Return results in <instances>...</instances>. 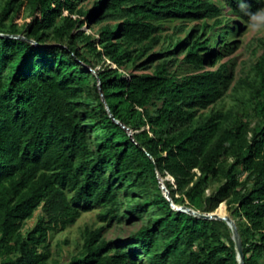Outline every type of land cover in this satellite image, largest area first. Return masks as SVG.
Returning <instances> with one entry per match:
<instances>
[{"label":"trees","instance_id":"1","mask_svg":"<svg viewBox=\"0 0 264 264\" xmlns=\"http://www.w3.org/2000/svg\"><path fill=\"white\" fill-rule=\"evenodd\" d=\"M79 1L8 0L0 14V33L24 37H0V264H49L50 232L97 207L107 226L127 215L148 220L126 244L103 240L105 227L86 229L69 264H239L230 227L175 211L160 187L167 177L175 204L211 213L226 202L235 220L244 217L236 223L245 264H264V54L242 82L250 111L205 118L198 112L229 89L227 64L183 77L166 64L154 73L123 70L134 60L130 50L151 43L162 21L219 27L226 8L249 22L264 0H99L89 11ZM26 5L24 32L16 21ZM108 21L117 23L97 39L85 32ZM236 31L215 38L221 50L230 52ZM185 44L196 69L223 57L209 39ZM92 81L96 105L87 94ZM253 117L261 120L254 128ZM214 182L222 185L208 196Z\"/></svg>","mask_w":264,"mask_h":264},{"label":"rangeland","instance_id":"2","mask_svg":"<svg viewBox=\"0 0 264 264\" xmlns=\"http://www.w3.org/2000/svg\"><path fill=\"white\" fill-rule=\"evenodd\" d=\"M8 0H0V14L6 6ZM99 0H80L77 7L85 11H89L95 7ZM219 1V0H217ZM30 14V8L24 6L21 15L18 18L17 25L19 28L26 31L25 21ZM223 24L219 27H214V20L200 21H183V20H165L159 23V29L155 34V39L148 44L133 47L130 51L134 57L132 62L126 64L123 70L128 73H154L161 65L166 64L169 71L183 77L195 72H202L210 69H217L222 64H227L228 73L231 75L232 81L225 96L206 110L198 112V116L204 118L209 116L214 111L241 113L249 109V92L242 83L245 80H250L253 77V66L264 54V7L252 17L249 22L244 21L240 17H235L226 8L223 10ZM10 23V18L5 21ZM117 22H93L85 28V32L97 39L101 31L106 26L114 27ZM234 27L237 31L236 35H230V52L221 50L220 45L215 41L216 37L226 35V31ZM197 39L204 41L209 39L211 47L216 51H222L223 57L215 61L213 64H206L203 69H196L189 65L186 60L187 44L193 43ZM53 43L52 41H49ZM177 43H183L180 47H176ZM79 47L85 51V42L79 41ZM92 58L90 54H87ZM101 65V64H97ZM94 82L90 83L87 89V94L91 97L92 103L95 105L99 102L97 94L98 90L94 86ZM101 93V92H100ZM100 101L105 102L102 98ZM161 106V101H157L155 106H150L149 111L152 114L156 113L157 108ZM261 122L259 118L251 119V127L254 128ZM233 162V160H230ZM165 180L176 188L174 179L167 177ZM166 184V183H165ZM222 183L214 182L207 190V195L214 194ZM161 187V184H160ZM162 189V188H161ZM163 191V190H162ZM178 196V194H176ZM121 199L123 197L121 196ZM224 204L228 215L235 217L233 212L229 210L226 202L219 205L217 211L223 212L222 205ZM103 210L100 207L82 213L77 222L65 230L52 231L49 234V243L51 246L52 257L49 264H69L72 258L80 253L84 245V232L86 229L95 230L105 227L102 234V239L111 243L123 242L122 244L132 242L134 234L147 222V217L144 219L133 218L132 216H124L121 223L114 222L107 226L106 222L101 220ZM124 213L129 212V208L123 209ZM123 213V214H124ZM42 215V210L39 209L33 219L28 221L23 232H27L36 225L39 216ZM235 221L245 222L244 217L236 218ZM172 264V263H168Z\"/></svg>","mask_w":264,"mask_h":264},{"label":"water","instance_id":"3","mask_svg":"<svg viewBox=\"0 0 264 264\" xmlns=\"http://www.w3.org/2000/svg\"><path fill=\"white\" fill-rule=\"evenodd\" d=\"M0 37L6 38V39H9V38L24 39V37L20 36V35L19 36H13V35L3 34V33H0ZM90 70L92 72L96 73L94 69L90 68ZM106 105H107L108 112L110 113L111 117L116 121V123L118 125L122 126L124 129H126L129 132V135L132 136L131 130L127 126L122 124V122H120L119 120H116V118L112 114L110 107L108 106L107 103H106ZM161 188L163 190L164 196L171 202L172 208L175 211L185 212V213H188L190 215H193V216L200 218V219H203V220H220V221L225 222L230 227V229L232 231V238H233V241L235 243L238 262H239V264H245V253H244V246H243L242 237H241L238 225H237L236 221L233 219V217H231L228 214H226V215L220 214L217 211L218 208L214 212H211V213H202V212L196 211L192 208H188L186 206H179V205L175 204L174 201L172 200L171 195H170V191L164 182H161Z\"/></svg>","mask_w":264,"mask_h":264},{"label":"bare ground","instance_id":"4","mask_svg":"<svg viewBox=\"0 0 264 264\" xmlns=\"http://www.w3.org/2000/svg\"><path fill=\"white\" fill-rule=\"evenodd\" d=\"M220 214H222V215H226L227 213H225V212H220V211H218Z\"/></svg>","mask_w":264,"mask_h":264}]
</instances>
